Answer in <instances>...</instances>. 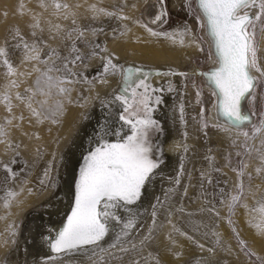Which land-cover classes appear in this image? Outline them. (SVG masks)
<instances>
[{"label": "rangeland", "instance_id": "1", "mask_svg": "<svg viewBox=\"0 0 264 264\" xmlns=\"http://www.w3.org/2000/svg\"><path fill=\"white\" fill-rule=\"evenodd\" d=\"M149 1L60 0L69 7L57 10L54 0H0V46L4 45L6 38L9 43H13L10 33H15L17 29L29 43L35 39L32 36L33 31L36 37L46 42L39 45L40 60L21 62L25 55L23 50L11 52L10 59L16 68V75L9 76L0 62V125L7 132V136L0 142V264H130L132 257L140 259V264H260L255 256L245 252L233 228L239 232L240 239L246 242L250 252L264 257V212L261 211V207H264V172L257 173V168H264V163L260 160L261 153H264V132L255 133V128L264 120V81L257 84L254 97L246 98L242 102V112L251 115V122H245L242 129L236 128L238 132L223 130L225 128L221 125L226 122L217 118L216 110L212 106L215 100L212 95L213 88L198 73L215 66V57L209 56L212 41L207 29H201L195 16L190 14L186 8L187 0H165L167 22L148 25L141 15ZM92 6L108 11L122 8L123 15L128 19L120 20L94 13ZM192 9L196 10L195 0H192ZM93 15L97 18L93 19ZM37 24L38 27H31ZM145 24L157 32H167L170 35L175 29L187 24L192 35L184 37L185 43L181 45L179 35L175 42L164 36H153L145 29ZM57 25L59 30L55 27ZM74 28L76 31H73ZM80 29L84 30V38L77 41ZM69 32L71 37L66 38ZM74 41L85 57H89L93 50L97 54L72 67L71 70L78 74L79 82L65 85L71 88L69 96L57 95L53 90L49 96L36 93L32 97V108L37 110L40 109V101H46V108L53 107L58 100L63 102V111L57 122L43 117L38 120L27 106V100L18 99L16 94L32 96L26 89L31 88L35 92V81L41 72L53 62L57 68H61V61L55 56L48 60L50 49L57 50L63 57L69 54ZM201 47L204 51H200ZM105 48L107 51H103ZM109 56L121 70H125L126 66L150 70L151 85L164 89L157 93L163 102L154 112V118L160 122L162 130L151 133L153 157L161 162L156 172L166 167L167 148L172 152L180 151L179 159L164 170L163 177L147 204L143 206L141 199L131 206L132 211V207L141 205V211L135 216L137 223L131 236L121 243L125 246L130 243L139 244L150 231L151 239L141 250L123 254L118 248L110 247L116 242L115 237L120 232V227L116 229L113 222L108 236L101 242V248H93L94 250L80 254L67 252L45 258L39 256L33 260L28 258L30 256L25 249L22 251L26 256L17 258L15 254L21 244L23 230L34 225L31 220L39 219L42 215L40 211L63 192L65 182L69 180L67 173L71 168L70 158L78 137L91 127L98 110L105 109L112 115L122 110L121 104L114 99L123 82L122 71L103 74V57ZM259 56L261 67H264V42L261 44ZM44 60H48L47 65L41 62ZM169 70L187 72L188 78L155 74L156 71ZM51 75L58 77L61 72L53 71ZM253 75L259 76V73L253 71ZM154 77L163 81L160 86L152 82ZM101 79L105 82H101ZM12 80L17 81L19 86L11 87ZM169 84L174 91L178 86L172 103L165 99L171 98ZM6 93L11 95V112L7 110L3 99ZM163 105L165 106L162 109ZM211 114L214 123L211 122ZM21 115L22 121L19 119ZM6 118L11 119L10 124L6 123ZM205 121L208 124L206 129L203 126ZM243 131L254 137L247 140L248 151ZM241 160L247 165L244 194L234 214H230L228 198L225 197L221 203L220 190L236 194L238 173L233 169L239 168ZM4 163L10 164L16 173L15 179L7 183L2 167ZM50 163L51 169L45 178L44 172ZM181 164L183 174L179 176L180 182L177 185L175 181ZM201 173L211 179L210 184L207 179H201ZM247 174L252 176L250 181ZM41 179L45 183L41 184ZM9 189L17 192L23 189L10 208L5 207L3 202ZM168 189H174V192L164 202V207L159 209L153 229L152 205L157 197L164 200ZM206 208H214L219 216L202 210ZM129 215L124 212L121 217L127 219ZM230 215L232 224L228 223ZM42 216L44 220L48 218ZM34 228L36 230L38 227ZM217 239L220 243L216 242ZM197 243L203 244L204 249L198 248ZM208 248H213L214 251L209 252ZM174 251H180L182 255L177 258Z\"/></svg>", "mask_w": 264, "mask_h": 264}, {"label": "snow or ice", "instance_id": "2", "mask_svg": "<svg viewBox=\"0 0 264 264\" xmlns=\"http://www.w3.org/2000/svg\"><path fill=\"white\" fill-rule=\"evenodd\" d=\"M161 8L152 20V23L167 22L168 12L165 6V0H160ZM196 10L192 9V0H187L186 8L191 15H194L201 29H207L212 46L209 51L210 57H215L214 67L206 72L199 73L206 78L207 83L213 88L212 95L215 97L213 107L216 110L217 118L222 119L231 127L242 129L245 122H251V115H245L241 110V102L246 98L254 97L257 84L264 81V67H261L259 53L261 44L264 42V0H195ZM54 6L57 10L67 9L69 6L60 0H54ZM92 11L97 14H103L108 17H115L120 20H127L128 17L123 15L122 8L116 11H108L105 9H96L92 6ZM93 19L97 16L93 15ZM75 25V20H73ZM145 29L153 36H164L176 41L177 35L181 37L180 43H185L184 37L192 35L191 28L185 24L170 35L167 32H157L146 24ZM31 27H38L32 25ZM59 30V26H55ZM73 31H76L74 28ZM95 31V30H93ZM102 31V29H101ZM13 43H9L6 38L4 45L0 46V62L7 70L9 76L16 75V68L10 59L11 52L21 49L24 52V59L21 62L40 60V44L46 43L41 38L36 37L35 31L32 36L35 37L32 43L19 33L17 29L15 33H10ZM71 37V32L66 34V38ZM84 30H78L76 40H83ZM195 37L193 38V42ZM107 51V49H103ZM200 51H204L201 47ZM93 50L89 53V57H85L77 48L76 41L70 46L69 54L61 57L57 50L50 49L48 60L55 56L61 61V68H57L55 62L41 72L35 81V92L33 89H26V92L32 93V96H22L17 93V98L27 100V106L32 110V114L40 120L50 118L53 122H57L59 115L63 111V102L58 100L51 108H46V101H40V109L32 108V97L39 93L40 95L49 96L53 90L57 95L69 96L71 85L79 82L77 73L71 69L77 63H83L90 56L96 55ZM105 64L103 66V74L122 71L123 82L119 93L114 96L116 102L121 104V112L119 115L120 127H118L112 135L116 136L115 140H108L105 132L100 136L96 144L91 147L86 155L82 158L79 167L78 179L74 186V201L71 207V213L67 216V223L60 229L55 236H49L48 243L53 252L61 253L65 251H81L85 246L93 248H101V242L108 236L111 225L114 222L120 226V232L115 237V243L110 245L112 248H118L123 254L137 252L142 249L147 241L151 239V231L145 236L139 244L130 243L125 246L121 243L126 237L131 236V231L136 227L137 220L129 215L127 219L122 218L120 212L131 213V206L136 205L145 195L146 189L152 177L156 175V170L160 167V161L153 157V144L151 142V133L153 131L162 130L159 121L154 118V112L163 102L162 97L157 93L164 91L163 88H155L151 85L149 77L152 72L145 71L143 68L128 67L121 70L120 66L112 62V58L103 57ZM48 60L41 61L48 64ZM36 71L40 69L35 68ZM53 71L61 72V76H52ZM253 71L259 73V76L253 75ZM30 73H21V75H29ZM159 75H180L185 79L188 78L187 72H175L169 70L167 72L156 71ZM101 82H105L101 79ZM11 87H18L17 81H10ZM169 90H172L169 84ZM198 90L197 96L199 97ZM4 101L7 110L11 112V95L4 94ZM107 106V105H106ZM181 120H183V108L180 109ZM204 109H201L203 116ZM19 119L22 121L23 116ZM6 123L10 124L11 119L6 118ZM204 128L208 127L204 122ZM127 129V131H125ZM227 131V129H223ZM264 132V120L255 128V133ZM246 138L245 147L247 149V140L250 137L247 131H243ZM187 133H185V136ZM7 136V132L3 125H0V142L2 138ZM38 137V134H37ZM235 143V142H233ZM264 144V141H262ZM11 147V145H10ZM239 155V154H238ZM260 160L264 163V153H261ZM231 163L229 157V164ZM5 170V183L14 180L16 173L10 164H2ZM247 165L241 160L239 168L233 169L238 173V182L236 185L237 192L235 195L224 193L220 190L221 203L225 197L228 198V210L230 214H234L235 208L240 204L244 194V179L246 176L245 169ZM51 169V163L45 169L44 177H48ZM217 171H219L217 169ZM264 172V168H257V173ZM183 174V164H181L180 173L175 183L178 185L179 176ZM201 179H207L210 184L211 179L206 174L201 173ZM247 179H252L251 174H247ZM41 184L45 183L41 179ZM203 188V184H201ZM23 189L20 190L22 192ZM31 191V190H30ZM20 192L7 190L3 198L5 207H11ZM174 189H168L165 192L164 200L156 198L152 205L153 211V229L156 226V216L160 208L164 207V202L170 198V194ZM187 190L185 189V195ZM247 207V205H244ZM211 211L216 216L219 213L214 208L202 209ZM183 211V209H180ZM264 212V207H261ZM171 214V212H169ZM228 223L232 224L231 215L228 217ZM251 224V221H250ZM259 228L258 225H255ZM175 227V226H173ZM233 232L239 244L244 248L245 252L250 256H255L260 264H264V257L258 256L254 252H250L244 240L240 239L239 232L233 228ZM187 236V233H184ZM213 235H218L213 233ZM192 239V237H188ZM171 240V236L169 237ZM195 242V241H194ZM217 243L220 240L217 239ZM175 244V241H172ZM197 247L204 249L203 244L197 243ZM103 250V249H102ZM209 252L214 251L213 248L207 249ZM174 255L179 258L182 255L180 251H174ZM122 259V257H121ZM130 264H140V259L132 257Z\"/></svg>", "mask_w": 264, "mask_h": 264}, {"label": "bare ground", "instance_id": "3", "mask_svg": "<svg viewBox=\"0 0 264 264\" xmlns=\"http://www.w3.org/2000/svg\"><path fill=\"white\" fill-rule=\"evenodd\" d=\"M160 8H161L160 0H150L148 2V4L146 5V7L143 8V10H142L141 16H142L143 20L145 22H147L148 25L149 24L152 26L155 25L156 23H152V20L155 17V15L157 14V12L160 10ZM158 28H160V27H158ZM128 67H134V66H126L125 70ZM152 82L155 85L160 86L163 81L158 77H154L152 79ZM165 85L167 86V84H165ZM175 89L177 90L178 86H176ZM176 90L171 91V93H170L171 98L166 97L165 98L166 101L172 103L173 99H175V97H176V95H175L177 92ZM214 102H215V100L213 101V104H214ZM242 102H241V110H242ZM164 106L165 105L162 106V109ZM210 112L212 113V110H210ZM119 115H120V113H117L116 115H112L111 113H109L105 109L98 110L97 111V117H96L95 121L90 125L91 127L86 129L85 131H83V134L81 133V135L78 137V139L75 143V146H73L75 149L72 152V157L70 158L71 159V168H70L69 172L67 173V177L69 178V180H66L63 192L61 193L60 197L56 198V200L54 202L49 203L40 211V213L42 215L48 217L47 219L44 220L43 216L41 215L40 218L38 217L39 219L31 220V221H33L34 225H31L29 228L26 227L23 230L22 236L20 238L21 244L17 248V252L15 254V256H17V258L18 257L23 258L26 256V254L22 251L25 249H26L25 251H27L29 256H30V257H28L30 260H33L39 256H42L44 258L49 257L50 255L55 256L56 254H58V256H59L63 253L67 254V252L80 254L81 252H85L88 250L90 251L91 249H93V247H91V246H85L81 251L72 250V251H65V252H61V253H56V252H53L51 250L49 243H48V238L50 235L55 236L56 233L60 229H62L64 227V225L67 223V216L70 215V213H71V207H72L73 201H74V186H75L76 180L78 179L79 167L82 163L83 156L86 155L88 150L96 144V142L100 139V136L103 135L105 132L108 133V135L106 137L108 140H115L117 138L116 136L112 135V133L118 127H120ZM164 116H165V114H164ZM211 122H213V123L215 122L212 114H211ZM221 126L225 129H229V130H233V131L238 132L236 128L231 127L228 123H224ZM125 131H127V129H125ZM169 136H170V134H168V137ZM165 150H166V148H165ZM179 153H180V151L172 152L169 150V148H167V153L165 155L166 167L163 170L157 171L156 175H154L152 177L151 181L149 182V185L146 189L145 195L141 198L143 200V202H142L143 206H144V204H147V202L149 201V199L151 197V194L153 192H155L157 185L159 184V182L161 181V179L163 177L164 170L166 168L171 167L173 165L174 161L179 159ZM139 211H141V205H137L135 208L132 207V211L130 213V216L135 217ZM38 212L39 211H37V213ZM35 213H36V210H35ZM123 213L124 212H120V215L122 216ZM35 226L38 227L36 230L34 228ZM114 227H116V229H118L120 226L115 224Z\"/></svg>", "mask_w": 264, "mask_h": 264}, {"label": "water", "instance_id": "4", "mask_svg": "<svg viewBox=\"0 0 264 264\" xmlns=\"http://www.w3.org/2000/svg\"><path fill=\"white\" fill-rule=\"evenodd\" d=\"M198 73H202V72L199 71Z\"/></svg>", "mask_w": 264, "mask_h": 264}]
</instances>
